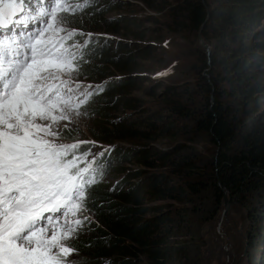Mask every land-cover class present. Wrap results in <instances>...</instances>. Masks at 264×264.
I'll use <instances>...</instances> for the list:
<instances>
[{"label": "trees", "instance_id": "obj_1", "mask_svg": "<svg viewBox=\"0 0 264 264\" xmlns=\"http://www.w3.org/2000/svg\"><path fill=\"white\" fill-rule=\"evenodd\" d=\"M92 1L89 24L132 42L82 40L71 51V65L102 85L85 109V132L112 146L85 168L90 228L65 240L73 262L200 264L222 203L217 182L247 209L253 248L264 218V0H137L159 16L154 28L129 15L107 19L120 5ZM147 63L159 79L146 77ZM54 132L65 142L79 135ZM124 163L135 168L103 181Z\"/></svg>", "mask_w": 264, "mask_h": 264}, {"label": "snow or ice", "instance_id": "obj_2", "mask_svg": "<svg viewBox=\"0 0 264 264\" xmlns=\"http://www.w3.org/2000/svg\"><path fill=\"white\" fill-rule=\"evenodd\" d=\"M23 2L0 0V28H11L9 21L18 15ZM57 10L69 9L57 0L50 12L37 11V17L47 15L52 23L45 21L47 28L29 45L30 57L18 56L5 68V51L14 41H0V264H67L72 249L63 241L84 223L81 219L66 221V230L53 229L50 237L36 223L44 212L83 211V186L92 171H73L74 164L64 157L78 145L58 146L49 139L57 135L52 125L40 123L55 124L54 112L61 103L67 104L58 91L53 93L52 86L42 88L39 83L48 78L44 74L50 69L64 70L72 64L68 49L50 55L38 47L40 37L58 22ZM59 119L67 117L61 114Z\"/></svg>", "mask_w": 264, "mask_h": 264}, {"label": "rangeland", "instance_id": "obj_3", "mask_svg": "<svg viewBox=\"0 0 264 264\" xmlns=\"http://www.w3.org/2000/svg\"><path fill=\"white\" fill-rule=\"evenodd\" d=\"M60 2L63 7L69 10L67 12L57 10L58 22L53 23V27L48 28L45 35L40 37L42 43L38 46L43 48L50 55L59 54L63 52L64 49H68L71 53V51L74 50L73 48L77 47L82 40L90 42L96 39L100 42V40L103 39L104 42L108 41L111 45L120 41L132 42L131 38H124L114 33L96 30L95 25H98V23L95 25L89 24L87 19L90 18L91 15H84V13L93 7L94 4L92 0H60ZM95 2L96 4L99 3L98 0H94V3ZM114 2L119 4L120 8L115 12L107 14V19H113L119 15H129L143 22L151 21V24H146L147 26H152L151 28L157 25L152 21L155 18L159 19V16L146 6L140 4L137 0H115ZM36 3L38 4L35 5L33 9L28 8L27 5H22V9L18 7L17 12L19 16L17 15L14 20H12L13 17L9 21L11 28H0V41H14L8 45L5 51V68H7L9 63L14 61L18 56L20 58L25 56L30 57L31 49L29 45L35 43L37 34L41 30L47 28L45 21L52 23L49 16L37 17L36 13L38 10L50 12L55 8L57 0H38ZM23 16H26V21L23 25H20L16 20ZM63 16L75 18V20H67V22H65V18H62ZM72 40L73 42L71 43L70 41ZM70 43L71 45H69ZM169 49L167 48L166 50L169 51ZM163 52L164 49H162V51L161 49H154L152 50V56L160 57ZM146 65L145 68L147 71L150 70L146 77L149 79H157L160 76V68L151 63H147ZM108 74L111 79L116 76L112 71ZM44 75L48 78L39 82L41 87L47 88L48 86H52L53 93L58 91L62 99L67 101V104L61 103L57 111L54 112V115L58 117L55 124H52L51 121H41L40 123L51 124L53 132L58 127L70 128L71 131L74 130L79 132L78 137L72 142L61 141L57 136L49 137V139L58 146L62 145L70 148L71 145H78L75 149L70 148L69 152L64 157L65 162L74 164L73 171L76 169L82 170L89 165L100 162L101 158L105 157L104 154L106 150L112 148V146L94 141L87 136L85 128L89 126L90 122L85 109L90 104H94L92 94H94L96 88H100L102 85L87 80L85 76H82L72 65L66 66L64 70L50 69L49 73H45ZM149 84V82L144 83L142 87L148 89ZM140 97L145 101H151L149 99L147 100L145 96ZM61 114L66 116L67 119H59ZM156 145L161 148L166 146L160 142ZM112 168L111 170L108 169L107 173L102 175L101 178L103 181L108 183L116 182L123 176L122 172H128L134 169L135 165L133 163H124L118 167L113 166ZM86 179L89 178L86 177ZM84 190L85 185L83 186V191ZM164 202L168 201L166 200ZM246 210L244 206L236 201H230L227 197V208L223 212V205L221 203L220 211L205 236V245L201 250L200 264H248L249 262L250 264H264V218L256 232L252 248L247 241V231L252 227V220L247 217ZM63 212H67V210L62 209V213ZM62 213L51 215V220H53L52 226L50 228H45L46 232L44 235L50 237L53 229H56L58 233L65 231V222L74 221L75 219L84 221L83 225L76 231L87 232L90 228L87 219L85 220L87 215H85L84 209L76 214L68 213L67 215H63ZM53 216L56 218L53 219ZM63 243L65 244V241H63ZM248 253L252 255L250 261H248ZM75 257L77 256L72 253L66 257L67 264H75L73 262Z\"/></svg>", "mask_w": 264, "mask_h": 264}, {"label": "bare ground", "instance_id": "obj_4", "mask_svg": "<svg viewBox=\"0 0 264 264\" xmlns=\"http://www.w3.org/2000/svg\"><path fill=\"white\" fill-rule=\"evenodd\" d=\"M51 215L52 213L44 212L42 214V217L39 220H37L36 223L40 226L42 225L44 228H50L53 222V220H51Z\"/></svg>", "mask_w": 264, "mask_h": 264}, {"label": "water", "instance_id": "obj_5", "mask_svg": "<svg viewBox=\"0 0 264 264\" xmlns=\"http://www.w3.org/2000/svg\"><path fill=\"white\" fill-rule=\"evenodd\" d=\"M199 42L201 43L200 39H199ZM217 183H218L219 189L222 192V205H223V212H224L227 208V197H226L224 189L220 186L219 182H217Z\"/></svg>", "mask_w": 264, "mask_h": 264}]
</instances>
